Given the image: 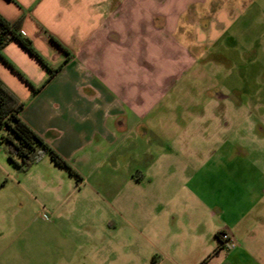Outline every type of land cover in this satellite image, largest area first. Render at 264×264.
Listing matches in <instances>:
<instances>
[{"label": "crops", "instance_id": "obj_1", "mask_svg": "<svg viewBox=\"0 0 264 264\" xmlns=\"http://www.w3.org/2000/svg\"><path fill=\"white\" fill-rule=\"evenodd\" d=\"M0 14L22 18V34L56 70L50 76L12 42L2 56L15 69L0 59V80L24 103L20 119L80 177L68 190L36 191L37 207L8 203L0 264H122L141 237L157 252L173 241L208 242L201 264H264V159L220 158L216 150L185 158L186 126L158 111L179 76L233 28L241 15L233 0H0ZM42 161L65 173L62 181L76 178L49 156ZM187 164L198 165L194 188L180 184ZM85 169L116 182L88 188Z\"/></svg>", "mask_w": 264, "mask_h": 264}, {"label": "rangeland", "instance_id": "obj_2", "mask_svg": "<svg viewBox=\"0 0 264 264\" xmlns=\"http://www.w3.org/2000/svg\"><path fill=\"white\" fill-rule=\"evenodd\" d=\"M240 2L233 0V5L239 7L241 14L233 28L217 45L206 47L207 50L203 51L206 60L198 59L191 69L179 76V82L163 101L162 109H158L168 112L167 120L181 119V124L186 126L187 132L182 136L185 149L181 153L185 158L198 160L217 153L220 158L264 159V0L246 7ZM191 53L196 57L195 52ZM210 93L217 97L211 99ZM102 157V154L98 155V158ZM124 157L130 161V156ZM130 167L134 168L133 165ZM142 167L140 163V170ZM197 168L198 165L195 168L187 164L180 184L187 188L198 185L193 178L189 179L190 172ZM84 171L91 177L88 188L106 189L116 182L109 178L99 181L96 179L98 171ZM170 172L174 175L172 168ZM61 174L65 173L41 160L28 171L20 172L9 161L4 145L0 144V217L4 219L13 215L14 209L8 208V203L18 206L20 203L17 201H20L26 207H37L40 196L36 202V191L68 190L77 185L76 178L69 183L68 176L64 181L62 176L57 177ZM43 175L45 178H42ZM178 181L172 177L171 188L176 187ZM118 182L125 190V179ZM47 195L49 200L50 194ZM237 195L241 197L240 192ZM199 215L195 213L198 218ZM141 238L137 255L132 258L123 256L122 264H153L155 256L156 264H201L203 253L212 246L205 241L191 245L173 241L163 252H157ZM155 242L160 241L157 239ZM232 244L223 245V248L228 247L232 251Z\"/></svg>", "mask_w": 264, "mask_h": 264}, {"label": "trees", "instance_id": "obj_3", "mask_svg": "<svg viewBox=\"0 0 264 264\" xmlns=\"http://www.w3.org/2000/svg\"><path fill=\"white\" fill-rule=\"evenodd\" d=\"M22 21V18H20L14 22H10L0 14V59L13 67L2 56V51L10 43L18 42L49 70L50 76H53L56 70H53L47 64L41 54L35 49L32 41L22 34ZM50 41L66 52L63 46L52 36H50ZM36 91L35 89L34 92ZM24 107V103L19 101L0 80V132H3L0 135V144L4 145L9 161L18 171L26 172L34 164L42 160L43 157L49 156L58 167L66 169L70 175L80 180V177L70 164L50 148L20 119L19 114L23 111ZM217 240L220 245H224L221 235H217ZM155 259L156 257L153 259V264H156ZM205 263L206 261L202 264Z\"/></svg>", "mask_w": 264, "mask_h": 264}, {"label": "built area", "instance_id": "obj_4", "mask_svg": "<svg viewBox=\"0 0 264 264\" xmlns=\"http://www.w3.org/2000/svg\"><path fill=\"white\" fill-rule=\"evenodd\" d=\"M222 241H223L224 245H226V246L228 245V243H230L227 236H223ZM226 248H228V247H226ZM231 248H234V244L231 245Z\"/></svg>", "mask_w": 264, "mask_h": 264}]
</instances>
